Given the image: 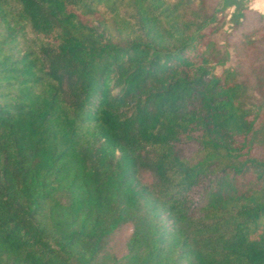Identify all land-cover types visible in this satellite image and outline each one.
<instances>
[{"label":"trees","instance_id":"trees-1","mask_svg":"<svg viewBox=\"0 0 264 264\" xmlns=\"http://www.w3.org/2000/svg\"><path fill=\"white\" fill-rule=\"evenodd\" d=\"M251 1L0 0V264H264Z\"/></svg>","mask_w":264,"mask_h":264},{"label":"rangeland","instance_id":"rangeland-1","mask_svg":"<svg viewBox=\"0 0 264 264\" xmlns=\"http://www.w3.org/2000/svg\"><path fill=\"white\" fill-rule=\"evenodd\" d=\"M255 5H251L250 4V6L253 7L251 9L254 11V8H255V9H257L255 11L264 14V8L261 9V8H259L257 6V4H255ZM255 22H256L255 16H253L252 14H249L248 15V19L244 22V26L245 27H250V26L254 25ZM227 27H228V25H226L224 27V30L226 32H229V29ZM130 234H131V227L128 225V226L123 227L119 231H117L111 237V239L109 241V249L117 257H121L122 255H124L126 253L125 246H126V242H127L128 238H129Z\"/></svg>","mask_w":264,"mask_h":264},{"label":"crops","instance_id":"crops-1","mask_svg":"<svg viewBox=\"0 0 264 264\" xmlns=\"http://www.w3.org/2000/svg\"><path fill=\"white\" fill-rule=\"evenodd\" d=\"M255 4H257V6L261 9L264 8V0H252L251 5H255ZM251 8H253V7H251ZM254 10H257V9L254 8Z\"/></svg>","mask_w":264,"mask_h":264}]
</instances>
